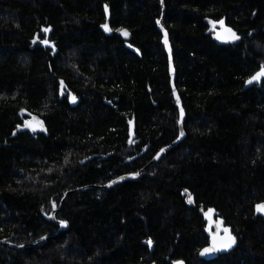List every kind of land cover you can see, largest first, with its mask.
<instances>
[{"label":"trees","instance_id":"trees-1","mask_svg":"<svg viewBox=\"0 0 264 264\" xmlns=\"http://www.w3.org/2000/svg\"><path fill=\"white\" fill-rule=\"evenodd\" d=\"M110 26L129 31L137 56ZM0 0V264H264V0ZM169 35L185 138L157 20ZM224 19L240 39L207 34ZM49 30L57 53L33 45ZM61 84L79 98L72 105ZM110 104H109V103ZM34 117L46 132L13 131ZM132 124L134 139L128 141ZM133 141L137 143L134 144ZM189 197L192 202L189 203ZM67 230L54 235L59 226ZM234 246L213 258L199 208ZM53 235L47 241H39ZM151 241V246L149 245Z\"/></svg>","mask_w":264,"mask_h":264},{"label":"water","instance_id":"water-1","mask_svg":"<svg viewBox=\"0 0 264 264\" xmlns=\"http://www.w3.org/2000/svg\"><path fill=\"white\" fill-rule=\"evenodd\" d=\"M159 1L161 2V6L163 7L162 0H159ZM103 9H104L105 21L100 25L101 31L106 36H111L115 33L116 35L121 37L122 40L125 41L126 49H128L129 51L133 52L134 54H136L137 56L140 57L141 56L140 51L136 47L131 45L128 41L129 40V31L125 28L118 29V30L114 31L110 26V8L106 4H104ZM221 21L223 22V26H221V23H220ZM106 27L108 30H106ZM157 27L162 33L161 42L164 45V49H165V52H166L167 58H168L170 85H171V89H172V93H173L174 102L178 108V113H179L178 137L170 145H167V146L163 147L162 149H160L155 154V156L149 161V163L145 167H143L141 170H139L135 173H129V174L121 175V176L109 181L108 183H106L103 186H86V187H79V188H76L73 190H68L64 193L62 200L60 202V205L63 203L64 199L67 196H69L71 194L82 192V191L86 190L87 188H98V189L107 190V189L112 188V187H114L120 183L125 182V181H137V180H139L140 177L142 176L144 170H146L148 167H150L152 165H155L167 151L174 148L176 145H178L180 142H182L184 140L185 130L183 127V123H184V116L185 115H184V109L182 107L181 99H180L178 90H177L176 85H175L176 71H175L174 62H173L171 43L169 40L168 32L162 26V19L157 20ZM225 29H230L231 32H227V31H225ZM123 33H127V35H124ZM208 33H211V36L216 41H218L219 43H222V44H233V43L237 42V40L240 39L237 31H235L231 27L227 26L225 24L224 19L210 23V27L207 30V34ZM232 33H234L236 37H239V39L233 38L231 35ZM218 34H219V38H217ZM165 40H167V43H165ZM36 43H40V45L42 47L51 48L52 49V52H51L52 56H54L57 53V48L55 47V45L51 41H49L48 32L46 33V37L44 39L35 38L32 44L35 45ZM262 71H264V64H262L257 71H255L250 77H248L244 81L243 90L251 88L255 85H259L264 80V76H261L258 80H253V78L256 77L257 74L261 73ZM249 81H252V83H249ZM73 98H75V96L71 94L70 99L72 102H75L76 99L73 100ZM27 128L32 132H39V133H42L46 130V127L42 121H40L38 118L31 117V119L26 120L22 126H19L15 131H13L11 137H14L16 135L17 131H21V130L27 129ZM132 139H134V130H133L132 124H130L128 141L132 142ZM133 143L136 144L137 142L133 141ZM260 205H264V202H259V203L255 204L254 213L257 216L264 217V214L257 211V207ZM59 208H60V206L55 207L53 209V211L50 213V215L48 216L50 221L55 222L59 226L58 231L54 235H58L61 232L67 230V223L65 221H61V220L56 219V212ZM198 212L200 215H202L209 222H215V226H216L217 232L219 234L216 238L217 250L213 252L214 254L213 255L204 254L201 256H203L205 258H213V257H216L217 254H219V253H223V252L230 250L234 246L235 242L229 248H224V247H221L220 245L224 242V240L226 239L227 236H231L235 241V237L232 234L231 228L224 224L223 219L220 218L219 216H217V213H216L215 209H213V208H208L207 210H203V207H200ZM62 225H64V226H62ZM225 229H227V234L224 231ZM205 230L207 232V224H206ZM207 235H208V232H207ZM50 236H53V235H46L43 238L39 239V241H44V240L47 241ZM149 242H150L149 245L151 246L152 245L151 241L149 240ZM208 242H209V240H208ZM0 244H4V245H8V246H14V247L19 248V249L33 245V244H27V245L25 244V245H21V246L18 245L17 246V245L11 244L9 242H6L5 240H0ZM207 248H208V245L203 249L202 252H204V250ZM151 264H156V263L152 262ZM171 264H186V262L182 259H176V260H172Z\"/></svg>","mask_w":264,"mask_h":264},{"label":"flooded vegetation","instance_id":"flooded-vegetation-1","mask_svg":"<svg viewBox=\"0 0 264 264\" xmlns=\"http://www.w3.org/2000/svg\"><path fill=\"white\" fill-rule=\"evenodd\" d=\"M104 10V9H103ZM101 25V24H100ZM44 30V36H43V38H39V39H44L45 37H46V33L48 32V36H49V41H51L54 45H55V47H56V44H55V42L54 41H52L51 39H50V35H49V30H47V29H43ZM118 30V29H117ZM33 43V42H32ZM35 45H39V46H41L40 45V43H36ZM57 48V47H56ZM43 49H45V50H47L48 52H52V49L51 48H47V47H43ZM61 86V88H60V91H59V93H60V95H67V98H68V100H69V102L72 104V105H77L78 103H79V98L74 94V93H72V92H70L69 91V89L67 88V86H65L64 84H61L60 85ZM74 95L75 96V102H72L71 101V99H70V95ZM109 103V102H108ZM110 104V103H109ZM29 119H31V118H29ZM29 119H27V120H29ZM26 121V120H25ZM25 121H23V122H25ZM24 124V123H23ZM43 124L45 125V123H44V120H43ZM46 127V126H45ZM23 130H29L28 128L27 129H23ZM30 131V130H29ZM32 132V131H31ZM46 132V130L43 132V133H45ZM205 219V218H204ZM205 221H206V224H207V232H208V240H209V245H208V248L207 249H212L213 248V237H215V238H217V236L219 235L218 234V232H217V228H216V226H215V222H209L208 220H206L205 219ZM229 248V247H228ZM214 251H216V250H214ZM214 251H209V252H207L206 254H208V255H213L214 253Z\"/></svg>","mask_w":264,"mask_h":264},{"label":"snow or ice","instance_id":"snow-or-ice-1","mask_svg":"<svg viewBox=\"0 0 264 264\" xmlns=\"http://www.w3.org/2000/svg\"><path fill=\"white\" fill-rule=\"evenodd\" d=\"M220 23H221V26H223V22L221 21ZM106 30H108L107 27H106ZM225 31L231 32L230 29H225ZM123 34L124 35H127V33H123ZM231 35H232L233 38L239 39V37H236L234 33H232ZM217 38H219V34H218V37ZM165 43H167V40H165ZM261 76H264V71H262L261 73L257 74V76L253 78V80H258ZM249 83H252V81H249ZM74 99L75 98H73V100ZM191 202H192V199H191V197H189V203H191ZM257 211L260 212V213H262V214H264V205L258 206L257 207ZM62 226H64V225H62ZM224 231L227 234V229H225ZM234 242L235 241H234V239L231 236H227L226 239L224 240V242L220 246L221 247H224V248H228V247H231V245ZM214 250H217V247H216V238L215 237H213V248L212 249H205L204 252L201 253V255H204L207 252L214 251Z\"/></svg>","mask_w":264,"mask_h":264},{"label":"rangeland","instance_id":"rangeland-1","mask_svg":"<svg viewBox=\"0 0 264 264\" xmlns=\"http://www.w3.org/2000/svg\"><path fill=\"white\" fill-rule=\"evenodd\" d=\"M263 61H264V58H263Z\"/></svg>","mask_w":264,"mask_h":264}]
</instances>
